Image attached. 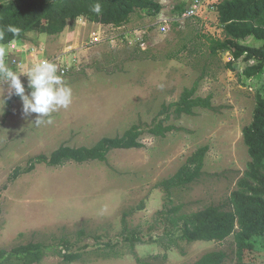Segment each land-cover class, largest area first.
Masks as SVG:
<instances>
[{"label": "rangeland", "instance_id": "1", "mask_svg": "<svg viewBox=\"0 0 264 264\" xmlns=\"http://www.w3.org/2000/svg\"><path fill=\"white\" fill-rule=\"evenodd\" d=\"M161 2L159 15L138 10L121 29L75 23L64 37L27 42L41 44L52 55L67 46L81 47L91 36L104 39L75 51L78 58L64 78L72 103L52 113L51 124L36 125V114L24 116L21 100L10 111L7 103L0 111V250L41 242L65 253L60 243L68 239L72 251L83 254L80 260L66 263L49 253L40 264H195L214 251L228 254L223 264H237L234 236L223 242L181 241L160 212L182 205V212L190 213L227 203L250 162L242 131L252 121L257 94L264 96V82L245 79L241 60L229 69L228 53L211 55L206 38L222 37L216 11L208 27L188 21L178 30L172 21L192 0ZM163 15L171 21L165 35L153 29ZM149 28L145 51L129 44L126 35ZM21 80L27 89V79ZM196 83V96H211L213 109L176 116L169 106ZM2 94L7 99V84L0 85ZM160 121L174 130L164 137L149 134ZM134 125L144 131L143 148L111 151L106 163L38 164L32 173L10 179L33 158L49 156L63 145L92 147ZM203 146L209 151L202 177L168 198L159 183L176 175ZM133 234L142 239L134 247L126 240ZM257 240L252 257L264 264V236ZM108 243L115 246L106 248ZM111 250L117 256L104 258Z\"/></svg>", "mask_w": 264, "mask_h": 264}, {"label": "trees", "instance_id": "2", "mask_svg": "<svg viewBox=\"0 0 264 264\" xmlns=\"http://www.w3.org/2000/svg\"><path fill=\"white\" fill-rule=\"evenodd\" d=\"M161 1L0 0V47L15 41L27 42L28 34L32 32L50 37L59 36L80 18H87L95 24L120 28L127 25L138 10L147 11L151 16L159 15L164 8ZM97 2L101 5L99 14L92 10ZM216 9L222 37L206 38L211 55L228 53L231 56V61L227 63L229 69L235 70L234 63L241 60L244 63L242 76L245 79H262L264 82V0H221ZM183 11L181 9L180 13ZM10 26L17 31H8ZM184 49L187 47L184 46ZM197 89L198 83L191 89H185L179 101L169 106L174 109L176 116L193 115L197 108L213 109L212 97L196 96ZM18 100L20 98L15 95L7 100L9 111ZM164 122L154 124L148 133L155 137H164L174 130L172 125L165 126ZM143 132L138 125H134L122 136L102 138L92 147L63 145L49 156L40 155L31 159L27 167L17 168L10 179L16 180L22 174L32 173L38 164L54 168L70 162L106 163L111 151L143 148L140 141ZM242 136L250 162L226 204L210 205L190 213L182 212L183 206L179 205L160 214L166 218L172 229L179 232L178 239L181 241L223 242L234 236L237 264H256L252 256L258 248L257 238L264 236V96L260 93L256 96L252 121L243 128ZM208 151V146L200 147L176 175L159 183L158 187L164 189L168 198L174 190L187 188L202 177ZM1 198L0 192V201ZM125 220L124 217V225ZM126 240L132 243V247L136 242H142L135 234ZM60 246H63L65 253L59 251L58 247H50L41 242L19 245L10 251L2 249L0 264H40L49 253L61 257L66 263L76 262L83 256L82 253L72 251L74 245L68 239H61ZM113 246L115 245L108 243L105 247ZM116 256L114 250L103 255L104 258ZM227 257L228 254L224 251H214L204 255L195 264H223Z\"/></svg>", "mask_w": 264, "mask_h": 264}, {"label": "clouds", "instance_id": "3", "mask_svg": "<svg viewBox=\"0 0 264 264\" xmlns=\"http://www.w3.org/2000/svg\"><path fill=\"white\" fill-rule=\"evenodd\" d=\"M92 10L99 14L101 12L100 3H95ZM216 15L218 21L217 12ZM78 21L79 19L75 23ZM8 31L16 32L17 29L10 26ZM0 37H2V33H0ZM4 56L5 49L0 47V85L7 84V99H11L13 95L20 98L24 116L36 114L34 121L36 125L51 124L52 113L60 109H67L71 105L72 89L66 84L56 63L42 60L32 64L26 73H20L5 63ZM21 76L27 77V89L21 80ZM7 99L4 94L0 95V111L2 112L6 107Z\"/></svg>", "mask_w": 264, "mask_h": 264}, {"label": "built area", "instance_id": "4", "mask_svg": "<svg viewBox=\"0 0 264 264\" xmlns=\"http://www.w3.org/2000/svg\"><path fill=\"white\" fill-rule=\"evenodd\" d=\"M219 2L220 0H192L189 8H187L183 13L179 14L172 22L177 25L178 30H183L188 21H191L192 23L200 22L202 26L205 25L208 27L207 23L212 20L209 15L211 12L217 11L216 7ZM83 22L84 25L88 24V22L95 24L86 18H80L78 21V23ZM169 22L171 21L166 19L163 15L162 19H160L156 25L153 26V29L155 28L154 31L165 35L170 30ZM205 26L204 28H206ZM121 28L122 27L117 29ZM149 30H151V28L135 30L134 37H129L126 35L129 38V44L145 51L147 49V39L150 35V32L153 31ZM126 36H123L122 33L123 39H126ZM103 41L104 39L99 37V35L91 36L89 40H86L85 45L82 44L81 47H79L77 44L75 46H67L62 53L52 55H47L46 50L40 46L41 44L38 46L31 45L26 42L15 41L7 45L9 51L5 52L4 61L14 71L26 73L32 64L38 63L42 60H48L56 63L58 65L60 74H62L63 78H67L72 66L78 58L77 54H74L76 53L75 51L79 49H90L93 45ZM25 58H27V60H25ZM22 78L27 79L26 76H21V79Z\"/></svg>", "mask_w": 264, "mask_h": 264}, {"label": "crops", "instance_id": "5", "mask_svg": "<svg viewBox=\"0 0 264 264\" xmlns=\"http://www.w3.org/2000/svg\"><path fill=\"white\" fill-rule=\"evenodd\" d=\"M74 26H75V23L73 25L68 26L66 28V30L61 35H59V38L64 37L67 33L69 34L70 27L72 28ZM123 27H125V26H123ZM33 38H36V40H38V42H44V41H47V39H50L49 36L46 34H37V33L32 32V33L28 34L27 42H31V39H33ZM3 47H5V46H3Z\"/></svg>", "mask_w": 264, "mask_h": 264}]
</instances>
